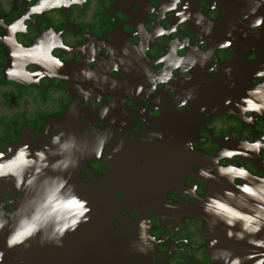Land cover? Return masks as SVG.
<instances>
[{
  "label": "flooded vegetation",
  "instance_id": "1",
  "mask_svg": "<svg viewBox=\"0 0 264 264\" xmlns=\"http://www.w3.org/2000/svg\"><path fill=\"white\" fill-rule=\"evenodd\" d=\"M172 3L173 0H0V153L8 146H18L22 139L39 145L49 129L53 135L70 133L77 126L93 142L98 134L111 131L113 135L103 154L82 160L79 178L83 182L90 177L101 180L113 168L129 172L134 165L140 171L160 163L162 181L167 185L166 199L174 208L193 205L207 193V181L198 175L204 164L195 153L215 160L225 170L237 166L247 169L254 178H264V147L257 153L255 144L258 140L264 144V76L255 74L264 69L263 30L258 35L249 32L246 38L243 36L242 31L248 30L242 18L243 0H219L215 11L211 7L213 0H181L175 11H168ZM185 4L188 12H203L215 22L212 39L203 36L194 23L195 17L179 23L177 13ZM141 22L143 29L137 35V24ZM173 27L175 32L170 31ZM159 29L166 30L165 34L157 36ZM229 30L232 42L220 48ZM82 47L87 55L80 50ZM93 48L95 62L89 63ZM124 48L127 56L121 51ZM209 48L214 50L208 63V67L215 65L212 71L199 65L192 72L176 71L170 82L174 90L160 86L155 94L148 95L145 68L156 75L168 73L181 58L190 63ZM140 49H145L142 55L138 54ZM116 57L126 62L118 72L111 71ZM163 57L167 60L162 61ZM228 66L233 69L231 77L224 72ZM81 68L93 70L94 80L85 79ZM105 76L108 83L104 82ZM113 80L119 82L115 91L109 89ZM233 81L235 87H231ZM141 84L145 91L140 96L129 94L128 89ZM77 85L91 92L88 100L77 92ZM193 87L197 98L187 108H178V96ZM156 96L162 101L158 108ZM229 98L232 103L225 106ZM113 104L116 107L109 117L101 120L99 112ZM76 105L83 106V110L70 117L77 124L74 127L61 119ZM201 107L206 110L201 112ZM113 118L116 124L110 122ZM121 121H127L126 127H121ZM154 131L161 132L163 139H149ZM121 141L122 150L112 155V149ZM188 141L192 142L191 151L185 147ZM224 149L232 150L233 155L223 157ZM131 173L120 174L116 199L124 198L121 186L128 184L136 188L135 200L143 203L138 187L144 184L145 177L137 171ZM124 175L128 180L122 179ZM235 184L240 185L241 180H235ZM193 185L198 189L196 198L186 191ZM0 206L8 212L15 211L14 200L1 189ZM177 212L151 217L150 235L156 238L157 263L211 264V233L206 222ZM121 215L127 216L128 210L123 209ZM130 217L136 219L137 215L130 213ZM114 225L118 227L119 223Z\"/></svg>",
  "mask_w": 264,
  "mask_h": 264
},
{
  "label": "clouds",
  "instance_id": "2",
  "mask_svg": "<svg viewBox=\"0 0 264 264\" xmlns=\"http://www.w3.org/2000/svg\"><path fill=\"white\" fill-rule=\"evenodd\" d=\"M74 2L82 3L84 0H74ZM181 0H173V3L167 8L168 11H175ZM245 8L242 11V18L247 24V31H242L246 38L249 32L258 35L264 30V0H243ZM219 5V0H213L211 5L212 11H215ZM187 13V14H185ZM179 16V23H185L194 19V23L199 27L203 36L212 39V31L214 21L209 20L203 12L197 11L195 14L188 12V5L185 4L183 11L177 13ZM137 35L139 30L143 29V22L137 24ZM259 29V32L255 31ZM157 36L164 35L166 30H156ZM171 32H175L173 27ZM232 31L226 33L227 38L219 44L220 48L228 47L232 42ZM137 47V46H134ZM87 55L85 47L80 49ZM115 51V50H113ZM124 56L128 55L127 48L121 50ZM145 49H140L138 54L142 55ZM214 50L209 48L207 52L199 58H193L190 63H185L184 59L174 65H171V71L162 73L160 75L154 74L151 70L145 68L144 75L147 79L148 95L155 94L160 86H165L166 90L172 91L174 87L170 84L174 80L176 71L192 72L193 69L199 65L201 69L208 67L209 61L213 59ZM92 59L89 63L95 62L96 51L91 49ZM167 57H163L162 61H166ZM59 63V62H58ZM125 60L123 57H116L111 71H120L124 66ZM131 63L130 61L128 62ZM63 67L62 63H59ZM215 65L208 67V71H212ZM130 70L128 68L125 69ZM233 69L228 66L224 69L226 75L231 77ZM80 74L87 80H94L95 72L86 68H81ZM258 76H264V69H260L255 73ZM192 77H189L191 80ZM104 82L108 83V77H104ZM119 86V82L113 80L109 89L115 91ZM233 81L231 87H235ZM77 92L85 99L91 97V92L77 85ZM145 91L143 84L137 85L135 89H128L129 94L140 96ZM197 98V89L195 87L185 89L183 96H178L176 105L178 108H187L189 103ZM245 98L242 97L243 101ZM159 96L155 97V104L158 108L161 104ZM232 103L231 98L225 100V106ZM116 105L105 106L99 112V118L106 120L109 113ZM255 107V105H251ZM206 107H201L200 111L204 112ZM247 111V109H243ZM259 111V109H257ZM251 122V117L248 118ZM116 124V119L110 121ZM127 121H121V127H126ZM48 135V132H45ZM113 133L111 131H103L94 139V144L89 151L85 146L81 145L75 134L58 132L51 135L50 142L43 145L42 148L32 149L29 144H22L20 146H8L7 153H0V158L7 155L11 160L23 161V168H15L10 164L0 162V179H11L13 186L17 192L25 193L26 198L21 199V203L16 207L13 213H8L0 206V234L7 233L5 238V249L12 250L23 246L30 248L31 242L39 241L41 246L46 244L55 247H63L64 238L70 233H76L82 224L91 221V213L93 211L90 202L82 197L75 186L71 183L72 171L79 169L82 160L88 158H99L106 146L109 143ZM163 139L161 132H152L149 139ZM256 151L259 152L264 144L261 141H256ZM124 144L121 141L116 147L112 149V155L119 153ZM188 150H192V142L188 141L185 144ZM223 157H231L233 151L224 149L221 152ZM111 158V157H110ZM217 173L221 177H226L229 183H234L235 180H248L251 173L245 168L225 170L224 168H217ZM198 175L204 179H214L211 171L206 168H201ZM259 183L253 185L245 183L237 185L240 194L246 199L250 198L255 201L254 207H247V210H242L240 207H233L225 203V200L219 195L209 196L203 203V212L213 220L210 222L211 226H216L217 223H223L226 226L227 238L235 239L236 241H246L253 248H264V239H256L261 232H264V178H256ZM197 186L193 185L191 189L186 190L191 198H196ZM236 193L226 191L223 196L235 198ZM165 207L170 208V204H165ZM141 230L138 232L137 240L133 241L131 248L139 253L148 254L149 249L152 248L153 242L156 240L154 236L148 235L143 231V221L140 222ZM235 229V231H234ZM218 240H211L209 242L210 248H215ZM5 250H0V264H5ZM212 260L215 264H244V258L234 255L228 249H217L213 255ZM257 264H264V260L258 261Z\"/></svg>",
  "mask_w": 264,
  "mask_h": 264
},
{
  "label": "water",
  "instance_id": "3",
  "mask_svg": "<svg viewBox=\"0 0 264 264\" xmlns=\"http://www.w3.org/2000/svg\"><path fill=\"white\" fill-rule=\"evenodd\" d=\"M262 12H264V10ZM262 34L264 36V30ZM7 51L9 55L11 49L9 48ZM15 51L16 50H14V52ZM262 51L264 53V41ZM19 52L23 53L22 51ZM10 69H13V67ZM82 108L83 106L79 107L77 105L71 108L63 119H61L62 122L75 127L77 124L70 117L80 113L83 110ZM47 132L48 135H45L43 141H41L39 145L37 144L38 146L36 142H31L27 139H22V142L18 146L29 144L32 149L42 148L43 145L49 143L51 139V129ZM70 134H75L81 145L85 146L90 151L94 142L92 138L87 136L84 129H78L76 126L71 130ZM2 153H7V150ZM194 156L203 162L204 168L209 169L215 178L206 179L207 193L205 197L198 199L193 205H185L177 208H174L167 201L165 195L166 191H164L165 185L162 186V184L159 183H162V169L153 167L152 164L144 168L142 175L149 183H154L157 180V185L141 186L139 190L141 194L150 192L154 199L152 201L148 199L140 203L142 204L140 210H131L126 206L131 203L129 199L135 197V187L132 189L129 187L130 193H124L123 199H116V191L120 190L117 183L121 181V178L118 177V171L113 170L101 180L90 177L87 181L83 182L79 178L80 167L79 169L73 170L71 183L75 186L76 191L90 202L93 209L91 221L82 224L76 233L68 234L64 238L63 247H55L50 244L41 246L37 239L31 242L30 248L21 246L12 250H6L5 238L7 233L0 234V250L6 251L5 264H159L156 261L157 246L155 242H153L152 248L149 249V253L146 255L134 251L131 248V244L138 238V232L141 230V221H143V231L150 235V230L152 228L151 217L157 216L158 213L155 211H159L158 208L165 206V204H170V208L173 210L187 209L190 212L187 215L196 216L206 222L211 233L209 242L213 239L218 240L214 249L210 248L208 242L210 257H212L217 249H228L234 255L244 258V264H257L258 261L264 260V248H253L246 241L228 239L226 235V226L223 223H217L216 226L212 227L210 222L213 220V217L207 216L203 212L204 200L210 195H219L225 200L226 204L232 205L233 207H240L242 210H247V207H254L255 201H251L250 198L246 199L241 195L235 182L229 183L226 177L219 176L217 168L221 167L215 160H211L207 156H201L198 153H195ZM0 162L10 164L15 168L24 167L23 161H13L7 155L0 158ZM231 168L239 169L237 166ZM245 183L255 185L259 183V180L250 175L248 180H241L240 185ZM0 189L14 200L15 209L21 203V199L26 198L25 193H20L15 190L11 179H1ZM226 191L236 193L237 195L235 198L224 197L223 194ZM18 194H20V197L17 196ZM142 198L146 199L143 196ZM123 209L128 210L127 216L121 215ZM3 210L6 211L5 209ZM130 213H135L137 218L132 219ZM115 222L119 223L118 227H115ZM255 238L264 239V232H261ZM211 264H215L212 258Z\"/></svg>",
  "mask_w": 264,
  "mask_h": 264
},
{
  "label": "bare ground",
  "instance_id": "4",
  "mask_svg": "<svg viewBox=\"0 0 264 264\" xmlns=\"http://www.w3.org/2000/svg\"><path fill=\"white\" fill-rule=\"evenodd\" d=\"M153 165V167H157V168H159V169H162L161 168V166H160V163H153L152 164ZM133 168H132V170L133 171H137L139 174H141L142 173V171L144 170V168L143 169H141L140 171L133 165L132 166ZM163 167V166H162ZM114 169V171H118V177H120L121 178V176H120V174L121 173H126V175H128V173H130V172H132L131 174H134L133 173V171H126V170H123V169H120V168H113ZM126 175H124L123 177H122V179H125V180H128V178L127 177H125ZM127 178V179H126ZM163 178V175L161 174V179ZM121 180V179H120ZM125 180H122V181H125ZM142 181H144L143 183L144 184H142V186H146V185H154V184H156L157 185V180L154 182V183H149V181L148 180H146V179H142ZM126 182H129V181H126ZM160 184H162V186H164V191L166 190V183H165V181H162V183L161 182H159ZM122 188H123V190H124V192H125V194H127V193H130L129 192V190L130 189H132L133 188V186L132 185H128V184H126V185H122L121 186ZM129 187H130V189H129ZM139 188V187H138ZM137 188V189H138ZM138 191V190H137ZM162 194H163V190H162ZM166 194V193H165ZM143 197H145L146 199H144V201L146 200H148L149 199V201H152L154 198H152V195H151V193L150 192H146L145 194H143L142 195ZM134 197V196H133ZM130 200V204H127L126 206H128L131 210H140V206L142 205V204H140V203H138V201H136L135 200V197L134 198H130L129 199ZM145 205H146V203H145ZM159 209V211H155L156 213H158V214H161V213H167V212H169V211H172L173 209H171V208H166L165 206H163V207H161V208H158ZM150 211H152V210H150ZM176 211H178V212H181V213H185V214H188V213H190L189 212V210H187V209H178V210H176ZM177 212V213H178Z\"/></svg>",
  "mask_w": 264,
  "mask_h": 264
}]
</instances>
